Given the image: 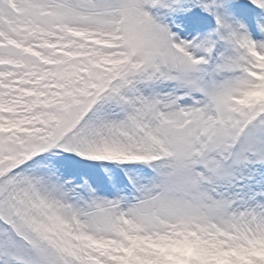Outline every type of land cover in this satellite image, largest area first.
Here are the masks:
<instances>
[{"label": "snow or ice", "instance_id": "6c2138e0", "mask_svg": "<svg viewBox=\"0 0 264 264\" xmlns=\"http://www.w3.org/2000/svg\"><path fill=\"white\" fill-rule=\"evenodd\" d=\"M0 264H264V0H0Z\"/></svg>", "mask_w": 264, "mask_h": 264}]
</instances>
